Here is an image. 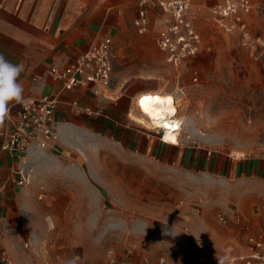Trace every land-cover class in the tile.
Returning <instances> with one entry per match:
<instances>
[{
	"label": "rangeland",
	"instance_id": "1",
	"mask_svg": "<svg viewBox=\"0 0 264 264\" xmlns=\"http://www.w3.org/2000/svg\"><path fill=\"white\" fill-rule=\"evenodd\" d=\"M191 1L201 53L170 65L157 35L171 15L154 9L150 31L139 34L137 11L125 12L128 36L113 37L112 83L106 90L111 100L134 92L135 98L178 93L183 117L178 145L163 142L162 129L138 124L130 114L127 123L139 130L138 151L120 141L126 123L103 114L91 115L93 124L67 134L69 146L61 144L57 131L45 148L56 157L55 170L35 187L36 215L51 218L56 230L41 236L39 248L24 234L27 249L42 255L40 264L68 259L106 264L128 248L135 249L133 264L156 263L162 256L170 264H195L200 257L228 264L225 257L243 253L249 235L264 232L263 172L232 177L192 164L197 148L210 159L264 165V44L244 47L237 35L211 21L210 8L221 0ZM251 1V30L264 40V0ZM105 120L110 126H102Z\"/></svg>",
	"mask_w": 264,
	"mask_h": 264
},
{
	"label": "crops",
	"instance_id": "2",
	"mask_svg": "<svg viewBox=\"0 0 264 264\" xmlns=\"http://www.w3.org/2000/svg\"><path fill=\"white\" fill-rule=\"evenodd\" d=\"M140 1L0 0V52L13 63L23 61L26 65V72L20 77L24 87V98H40L45 94L56 93L62 84L48 77L50 68L56 65L70 66L80 54L90 48L89 45L93 40L103 35L112 39L128 36L123 33L125 12L130 14L131 10H136L138 17ZM156 8L158 9L155 0H151L146 7L149 31L152 21L151 11ZM137 93L121 94L118 98L111 100L95 96L88 86L64 91L61 104L55 111L61 144L69 146L67 134L82 131L89 124L94 123L93 120L96 117L84 112L85 108H90L102 110L106 120L126 123L125 126L122 125L124 130L119 129L120 141L125 140L124 143L129 150L138 151L139 130L127 123L129 114L137 102L135 98ZM74 103L77 105L75 106ZM19 110V105L12 106L9 118L16 119ZM106 120L102 126L108 127L111 123ZM8 122L9 119L5 121V126L0 128V131L8 126ZM1 143L0 136V145ZM193 150L195 151H193L192 164L195 168L217 170L219 173L227 171L232 177L249 173L260 176L262 172L264 173V165L261 162L252 164L210 159L197 151V148ZM53 155L48 150L36 147H31L27 156L21 161L8 153L0 155V187L3 189L0 194V252L5 251L14 264H40L43 261L39 251L34 249L33 253L31 249H27V244L24 245L26 232L29 233V239L35 247L39 248L36 244H39L41 236L52 234L56 230V227L53 229L51 226V218L47 222L41 214L36 215L35 187L44 181L41 178L43 175L52 176L51 172L55 170L52 162H57ZM191 156L192 154L188 158V165ZM46 159L51 161L47 162V165L43 162ZM18 170L30 174L33 187L22 188L14 183L19 178ZM248 251L246 245L243 253L235 257H225V259L238 258L249 253ZM54 259L58 260V258ZM195 264H202L199 258ZM235 264L245 263L238 261Z\"/></svg>",
	"mask_w": 264,
	"mask_h": 264
},
{
	"label": "built area",
	"instance_id": "3",
	"mask_svg": "<svg viewBox=\"0 0 264 264\" xmlns=\"http://www.w3.org/2000/svg\"><path fill=\"white\" fill-rule=\"evenodd\" d=\"M151 0L139 2L138 17L134 24L139 34L149 31L147 5ZM157 7L171 15L168 25L157 35V45L166 54L170 65L178 66L187 60L197 57L202 50V36L194 23L193 6L191 0H155ZM253 12L251 0H221L210 8V18L215 25L227 34L237 35L244 47L255 49L262 46V37H256L250 24ZM113 39L103 36L95 40L90 48L79 55L68 67L53 66L48 71V77L61 82L62 86L56 93L45 94L40 98H25L20 106L17 118H8V126L0 131L2 143L0 155L8 153L21 161L28 154L31 147L45 149L57 138L58 123L55 111L61 104L64 91L79 86H88L97 97L108 99L106 90L111 87L113 75ZM38 78H36L37 80ZM76 106L77 103H74ZM87 115L102 116V110L85 108ZM164 142V132L162 131ZM19 178L14 183L22 188L31 185V176L18 170ZM3 189L0 187V194ZM225 222L223 216H219ZM249 253L234 259H226L228 264L242 261L245 264H264V233L251 234L247 237ZM134 248H128L125 256L112 255L106 264H133ZM203 258V259H201ZM202 264H213L212 259L199 258ZM0 264H14L11 257L0 252ZM146 264H170L167 257H160L156 263L146 261Z\"/></svg>",
	"mask_w": 264,
	"mask_h": 264
},
{
	"label": "bare ground",
	"instance_id": "4",
	"mask_svg": "<svg viewBox=\"0 0 264 264\" xmlns=\"http://www.w3.org/2000/svg\"><path fill=\"white\" fill-rule=\"evenodd\" d=\"M137 98V107L131 111L130 118L147 128L162 129L163 140L170 145H178L183 122V117L179 115L178 93L153 91L140 94Z\"/></svg>",
	"mask_w": 264,
	"mask_h": 264
},
{
	"label": "clouds",
	"instance_id": "5",
	"mask_svg": "<svg viewBox=\"0 0 264 264\" xmlns=\"http://www.w3.org/2000/svg\"><path fill=\"white\" fill-rule=\"evenodd\" d=\"M25 72L26 65L23 61L13 63L0 52V128L5 126V121L10 116L11 107L26 102L23 96V83L20 80L21 75ZM170 234L177 235L173 230ZM65 264H76V261L68 259ZM219 264H223V262L220 261Z\"/></svg>",
	"mask_w": 264,
	"mask_h": 264
}]
</instances>
